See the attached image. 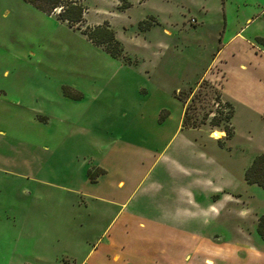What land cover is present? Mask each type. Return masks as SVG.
Wrapping results in <instances>:
<instances>
[{
    "label": "rangeland",
    "instance_id": "obj_1",
    "mask_svg": "<svg viewBox=\"0 0 264 264\" xmlns=\"http://www.w3.org/2000/svg\"><path fill=\"white\" fill-rule=\"evenodd\" d=\"M75 1L82 19L69 26L58 7L46 13L25 0H0V87L20 100L18 109L0 110V264H162L158 251L176 240L147 218L171 199L168 185L190 183L183 168L251 194L212 230L226 237L249 226L246 210L262 213L264 191L243 180L239 165L264 142V113L237 105L227 121L218 118L227 101L207 80L186 87L216 49L220 9L253 12L264 0ZM96 24L112 30L120 56L80 31ZM256 30L264 32V10L245 31ZM174 96L189 103L186 120L198 129H179ZM215 124L232 133L215 129L217 139H208ZM118 178L124 184L113 190ZM78 187L124 201L123 208L111 219L117 206L78 204Z\"/></svg>",
    "mask_w": 264,
    "mask_h": 264
},
{
    "label": "crops",
    "instance_id": "obj_2",
    "mask_svg": "<svg viewBox=\"0 0 264 264\" xmlns=\"http://www.w3.org/2000/svg\"><path fill=\"white\" fill-rule=\"evenodd\" d=\"M220 10L223 24L215 37L218 42L216 49L204 70L192 83H188L186 88H191L193 91L198 87L201 80H207L218 91L219 95L230 103L232 107L231 118L237 105L245 111L257 110L264 113V72L258 73L257 71L260 68H264V32L256 30L247 33L245 31L249 23L264 10V3L253 12H246L245 9H240L238 6L230 10L222 7ZM205 12L206 8H202L201 14L204 15ZM203 15L200 18L201 23H204ZM194 22L197 23L195 19ZM165 31L168 32L167 29ZM250 37L260 40L262 45L258 47L253 44ZM221 54L222 57H220ZM2 75H7L6 69L2 71ZM184 87H179L175 91L185 89ZM15 96L8 98L6 89L0 87V110L1 107L8 105V103L13 108L18 109L20 100L19 97ZM174 97L181 105L177 123L179 129H198L197 126L181 127L180 121L185 101L180 100L176 96ZM215 129L218 128L209 129L207 133L208 139H217L213 135ZM0 135H3L1 127ZM221 137L219 136V138ZM149 138H154V134L152 133ZM256 153L264 154V142L258 147ZM239 164L241 163L239 162ZM245 165L242 163L239 166L244 168L247 166ZM99 168L105 172L104 167ZM181 171L183 178L187 175L191 177L190 183L188 184L184 180L177 184L168 185L167 197L170 198L171 194V199L164 200L166 207L163 206L159 215L154 214L147 218L149 222L161 223L166 229L165 235L168 234L176 240V242L172 243V246L166 245L163 250L158 251L162 256L161 263L264 264V239L256 231L258 215H255L254 206L248 208L249 211L246 210L249 214L250 210L253 213L252 217L249 218L250 225L238 228L236 233H232L231 236L224 237L216 229L212 230L211 228L212 225L215 228L218 223L232 220L234 205L249 200L251 196L249 191L245 189L244 192L240 189L235 190L234 187H230L231 183L226 180L216 182L209 177L201 176V169L187 170L183 168ZM91 180H95V178ZM98 180H100L99 177ZM123 184V180L118 178L115 181L113 190L121 188ZM102 186V184L98 186L99 192V188ZM257 186L260 187L259 185ZM105 187H108L109 191L112 190L109 186L104 185ZM260 188L264 191V188ZM74 190L79 194L78 204L83 203L86 205L89 201L95 200L102 204L107 205L108 203L110 206H117L111 219L123 208L124 201L80 187L74 188ZM256 195L262 198V195L258 193ZM243 196H246L247 200H244ZM261 200H264V198ZM187 205L192 206L193 209L189 210L186 207ZM244 210L240 209L238 212L241 214ZM191 221H197L198 225L189 226L188 224ZM210 222H212L211 226H207L206 224ZM203 224L205 225L204 228ZM231 229L234 232V227H231ZM112 257L117 258L118 253L115 252ZM153 262L156 261L153 260Z\"/></svg>",
    "mask_w": 264,
    "mask_h": 264
},
{
    "label": "trees",
    "instance_id": "obj_3",
    "mask_svg": "<svg viewBox=\"0 0 264 264\" xmlns=\"http://www.w3.org/2000/svg\"><path fill=\"white\" fill-rule=\"evenodd\" d=\"M37 8L41 9L46 13H50L54 8H59L56 12L57 17L66 21V23L71 26L74 23L82 19L83 8L79 2L75 0H25ZM88 39L94 44H102L104 50L111 56H120L122 47L119 41L114 37L112 30L104 24H96L91 29L84 27L80 29ZM204 80H201L199 85ZM194 93L189 98V101L193 98ZM184 101V100H183ZM227 110L224 114H219L218 118H223L224 120H229L232 107L225 102ZM189 103H185L183 114L181 117V127L197 126L194 122L188 123L186 120V111ZM217 113H220L219 111ZM162 117V114L159 115ZM213 128L222 129L224 136L228 137L232 133L231 125L223 124L222 126L214 125ZM221 136V135H220ZM243 179L248 183H256L260 187L264 188V154L256 153L249 164L244 168ZM256 231L261 238L264 239V212L258 214L256 221Z\"/></svg>",
    "mask_w": 264,
    "mask_h": 264
}]
</instances>
